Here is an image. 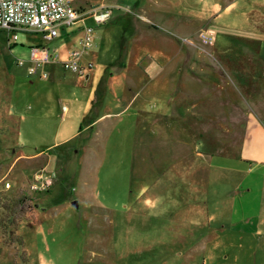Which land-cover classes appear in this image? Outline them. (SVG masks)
I'll use <instances>...</instances> for the list:
<instances>
[{
    "label": "rangeland",
    "instance_id": "rangeland-1",
    "mask_svg": "<svg viewBox=\"0 0 264 264\" xmlns=\"http://www.w3.org/2000/svg\"><path fill=\"white\" fill-rule=\"evenodd\" d=\"M83 1L86 9L107 3L119 11L117 0ZM153 2L168 5L155 9L164 23L166 10L173 13L169 26L184 33L166 34L174 45L161 46L183 50L179 64L197 62L193 49L223 51L230 55L229 65H240L241 52L264 53V0H135V5L143 3L150 14ZM86 23L96 40L86 54V74L51 62L31 76L32 50L42 46V37L0 28V264H264V166L242 164L228 173L203 169L190 158V180H197L192 186L221 177L244 183L236 190L207 185L206 197L196 187L189 207L171 184L162 185L172 147L155 141L164 137L167 116L180 115L182 101L137 100L123 112L126 105L118 100L123 91L118 70L136 67L138 53L157 48L149 39L139 45L134 27L122 18L101 26ZM79 27L82 22L67 30ZM202 33L214 44L204 45ZM72 36L71 44L83 39L79 32ZM69 46L62 39L49 45L52 52L59 49L60 62L68 60ZM199 64L216 62L201 57ZM53 65L65 72L54 73ZM111 75L118 86L102 100ZM188 101L191 114L218 118L199 128L212 142H240L249 114L264 121V100ZM191 127L199 133L198 126ZM37 174L50 183L47 190H35ZM151 183L160 189L158 198L146 194Z\"/></svg>",
    "mask_w": 264,
    "mask_h": 264
},
{
    "label": "crops",
    "instance_id": "crops-1",
    "mask_svg": "<svg viewBox=\"0 0 264 264\" xmlns=\"http://www.w3.org/2000/svg\"><path fill=\"white\" fill-rule=\"evenodd\" d=\"M115 3L119 5L116 7L119 9L117 12H115L116 10L113 8V5L105 3L106 6L113 8L112 19L115 21L116 19L122 18L126 24L128 23L130 26L134 27V37H140L138 39L139 45L149 39L153 47L157 48V50H147L138 53L134 62L136 67L128 68V66H125L118 70L120 72L118 77L121 79L118 80V82L123 86L122 96H118V100H121V102L126 105L123 112L132 102H136L137 100L182 101L178 104L179 108L183 107L182 110L179 109L180 115L172 114L167 116V121L169 123L166 124L164 137H156L155 139L157 144L166 143L168 149L169 146L172 147V153L169 154L170 159L163 167V170H167L169 175L165 178L164 182H166L162 185L171 184V190L174 192L173 194L178 197L180 196L181 200L190 203L189 207L194 205L192 204V202L195 201L194 193L198 191L196 187L199 190L201 188L203 189L202 196L204 197H206L205 191H209V189L206 188L207 185L222 186L224 184L228 188H235V190L236 188H241L244 181H236L232 178L223 177L205 178L203 182H199L198 185L195 184L192 186L191 182L194 179L192 178L190 180L189 176L190 158H195V160L202 162L201 168L203 169H206V167L211 170L224 169L227 170L228 173L242 168V164H245L247 168L251 169L252 164L264 166V121L254 114H249L244 124L243 137L240 142L235 139L229 141V143L212 142L210 137L201 135V130H199V128L203 125H209L205 122H215L218 118L213 114L207 116L203 112H199L198 115L191 114L188 109V100H264V53L258 50L241 52L240 65H229L228 58L230 55L223 51L218 49H202L196 51L193 49V55L197 52V62L191 66L179 64L185 53L183 50L161 48V46L165 45L171 47L174 45L173 40L166 34H170L173 37H175L174 34L178 37L184 34L182 30H175L174 24L169 26V24H171V19L174 17L173 13L169 14L167 12L168 10H166L167 23H164L162 16L158 14L157 8H168V5L160 6V4L153 2L155 3L153 7L154 12L148 14L147 12L145 13L143 9V3L135 5V0H117L113 2V4ZM74 5L79 9L85 10L86 8L83 6L88 4L86 2L84 3L83 0H75ZM88 8L94 7L90 6ZM171 15L173 17H171ZM76 32H79V35H81L82 28L79 27L78 30L69 32L67 27H61L60 37L52 42L58 39L66 40L70 43L68 49L69 53L73 50H78V48L81 49V41L71 44L75 38L70 36ZM52 42L46 43L43 41L42 45L45 44L49 47ZM158 46H160V48ZM95 47L96 42H94L93 45V48ZM53 50L59 55L58 48H54ZM89 52L90 51L87 53ZM87 53H85L81 59L83 71L80 74H86V69L83 68V65L88 63L86 59ZM201 57L202 59L211 57L212 60L216 62L215 66L200 65ZM163 58L165 60H163ZM244 58L245 60L243 61ZM235 59L236 58H233V60ZM57 62L60 64L62 63L60 61H54L53 63ZM231 63H233V61H231ZM59 66L60 65H53L50 67L56 74L62 71L65 72V70ZM91 69L92 66H90L89 70L91 71ZM142 80H144V83H142ZM116 86H118L116 79L114 75H111L104 85L102 100H107L109 88L115 89ZM150 89L153 91L154 95L150 93ZM205 91L208 92L207 95ZM162 94L164 95L159 99V96ZM67 110L69 111L68 107ZM109 116L110 114L99 117L91 124V127L94 129L98 122ZM154 121L156 123L158 121L156 114H154ZM150 124L152 126V123ZM191 126H198L197 130L199 133L196 131L194 133L193 131L195 129ZM87 128H89V126ZM207 128H209V126H207ZM73 137L75 136L73 135L60 143H65ZM150 142L152 144V141ZM57 144L58 143L55 145ZM223 150H225L226 154L228 153L227 156L221 154ZM191 151L193 155H191ZM156 158L157 160H162V157L157 154ZM235 163H240L241 166H232ZM193 165L192 163V167ZM153 186L154 184L151 183L150 191L146 194L151 196L152 193V196L158 198V196H161L158 194L160 189L152 188ZM169 192L171 191L169 190L168 194ZM231 193L232 190L230 189L226 192V195L230 196ZM172 199L176 200L174 195Z\"/></svg>",
    "mask_w": 264,
    "mask_h": 264
},
{
    "label": "built area",
    "instance_id": "built-area-1",
    "mask_svg": "<svg viewBox=\"0 0 264 264\" xmlns=\"http://www.w3.org/2000/svg\"><path fill=\"white\" fill-rule=\"evenodd\" d=\"M112 15L113 9L110 7L99 6L84 10L77 8L73 0H0V28L10 32L38 34L46 43L60 37L61 27L82 22L81 49L71 51L68 60L61 63L64 69L75 73H82L81 59L92 49L95 41L94 28L86 22L92 20L101 26L108 23ZM13 38L17 40L18 35L15 34ZM200 40L204 45L214 44V38L206 33L200 34ZM58 58L59 55L45 44L33 49L34 69L30 75L36 76L40 68L58 61ZM63 110L67 111L66 105L63 106ZM35 179L37 182L35 190L45 191L49 188L50 183L43 181L42 174H37ZM9 186L7 183V187Z\"/></svg>",
    "mask_w": 264,
    "mask_h": 264
}]
</instances>
